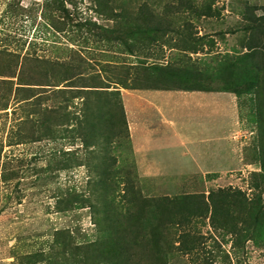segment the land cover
<instances>
[{
	"label": "trees",
	"instance_id": "1",
	"mask_svg": "<svg viewBox=\"0 0 264 264\" xmlns=\"http://www.w3.org/2000/svg\"><path fill=\"white\" fill-rule=\"evenodd\" d=\"M53 1L55 10L68 17L66 0ZM93 2L94 11L106 22L111 21L105 26L92 24L99 29L93 33L97 40L136 59L134 64L108 69L121 74L120 77L114 73L113 78L94 75L85 79L73 53L68 55L69 59L35 58L33 66L27 65L18 71V62H15L11 73H0L3 77H16L15 94L31 93L22 100L36 96L34 92L43 89L41 91L56 90L54 96L62 92L68 104L73 98L81 101L80 113L73 114L75 122L72 123L66 104L57 103L55 108L38 104L36 108L34 101L37 98L28 100L32 105L28 115L32 113L36 119H22L26 120V128L28 125L30 135L27 133L26 136L29 142L41 137L54 138L64 124H69L70 127H64V130H68L72 138H77L87 153L83 159H65L72 164L65 163L61 167L85 165L89 171L84 190H67L58 198L62 208L70 205L90 209L94 238L85 236L76 243L75 264H241L239 256L245 242L257 244L264 241V202L261 198L264 142L256 153L260 170L251 174V188L258 191L252 197L245 192L222 190L210 191L206 195L204 192H190L144 196L134 180L136 177L133 178L127 168L118 169L107 146L116 139L129 140L130 137L118 87L220 91L230 92L237 98L249 94L253 120L263 136L264 5L246 3L242 9L241 17L245 21L242 28L246 33L241 42L244 50H235L233 55L226 53L220 59L212 58L208 63L203 60L194 62L188 56L190 52L202 51L197 42L202 36L192 35V21L186 14L213 16L215 11L210 3L195 0H178L176 3L174 0ZM52 24L58 30L64 28V21H52ZM80 26L87 28L88 25ZM158 49L176 51V54L172 60L163 63L155 56ZM200 62L203 65H199ZM212 84H218V89H212ZM257 97L261 101L258 102ZM198 217L208 218L214 228L227 237L232 252L225 250L215 237L205 238L200 233L193 223ZM205 239L210 240V246H204Z\"/></svg>",
	"mask_w": 264,
	"mask_h": 264
},
{
	"label": "rangeland",
	"instance_id": "2",
	"mask_svg": "<svg viewBox=\"0 0 264 264\" xmlns=\"http://www.w3.org/2000/svg\"><path fill=\"white\" fill-rule=\"evenodd\" d=\"M177 1L174 0L175 3ZM195 1L210 3L215 13L213 16L186 14L192 21V35L202 36L197 41L202 51L190 52V59L210 63L212 58L220 59L226 53L233 55L235 50L242 52V37L246 36L242 28L245 22L241 17L242 9L246 3L262 6L264 0ZM64 3L68 17L55 10L53 0H0V73H11L15 62H18V71L19 68H27V65L33 66L35 58L69 59L70 53L75 55L76 62L81 65L85 79L94 75L113 78L116 76L114 73H119L108 71L109 68L136 62L133 55L120 53L119 48L100 43L94 36V30L98 28L93 23L105 26L111 21L106 22L103 16L94 11L93 0H66ZM52 21H64L63 30L53 26ZM84 23H87V28L80 26ZM156 51L155 56L163 63L172 60L176 54V51L168 49ZM199 65L203 64L200 62ZM16 82V77L0 76V264H75L73 254L76 243L84 240L85 236L94 238L90 209L70 205L62 208L58 198L67 190H84L89 171L85 165L69 166L67 169L61 167L65 163L72 164L65 159H83L87 153L78 139L72 138L71 133L64 130V127H70L69 124H64L54 138L41 137L29 142L26 136L29 134L28 125L26 128V120L22 119H36L35 115H28V112H31L32 107L29 101L37 98L34 101L36 108L38 104L54 108L57 103L66 104L71 118L69 122L72 123L75 122L73 114L80 113L81 101L73 98L68 104L64 101L65 94L58 92V96H54L56 90L53 89H40L34 92L36 96L22 100V97L31 93L15 94ZM59 87L64 88L63 85ZM211 87L218 89V84H212ZM118 89L120 97L130 90ZM212 92H205L203 94L209 96L201 97L202 105L207 110L201 112L200 118L194 108L198 109V104L201 108L203 106L200 102L191 104L190 101L188 113L191 114H187V117L192 118L191 124L184 122V116L177 128L188 141L184 148L189 151V155L180 156L182 148L179 146H167L165 149L164 135L171 136V133L161 129L149 136L153 142L148 147L151 163L146 171L134 158L129 127V140L116 139L107 146L109 154L116 159L118 169L127 168L133 178L136 177L134 180L144 196L190 192H204L206 195L210 191L222 190L245 192L252 197L258 192L251 188V174L260 170L256 153L263 145L264 135L261 136L258 124L253 120L251 95L235 98L233 113L228 101V95L232 94ZM214 95L216 98L212 97ZM175 101L176 109L188 103L179 102L178 99ZM257 101L261 100L257 97ZM253 102L256 107V101ZM93 150L97 148L93 147ZM176 156L181 159L169 163ZM180 166L183 170H176ZM197 167L222 170L204 174L197 171ZM165 171L170 175L175 171L190 173L182 178L146 176L161 175ZM261 198L264 202V187L261 188ZM193 220L205 238L215 237L225 250L232 252L230 241L214 228L208 218ZM205 240L204 246H210V240ZM239 259L241 264H264V241L257 244L245 242Z\"/></svg>",
	"mask_w": 264,
	"mask_h": 264
},
{
	"label": "crops",
	"instance_id": "3",
	"mask_svg": "<svg viewBox=\"0 0 264 264\" xmlns=\"http://www.w3.org/2000/svg\"><path fill=\"white\" fill-rule=\"evenodd\" d=\"M205 92L207 91L133 89V90H128L127 94H123L122 98H123L124 104L123 103L122 104H123V109H124V112L127 118L128 127L130 128V131H131V138H132L131 143H132L134 158L136 162L140 164V166H142L143 169H145V171L150 168V163H151L150 160L148 159V154L150 153V151L148 150V147H149V144L153 141L149 140V136L151 133L154 134L155 133L154 131L157 129H161L167 133L168 132L171 133V136H169L168 134L164 135L163 141L166 142L165 149L168 148L167 146L174 147L175 145V146H179L180 148H182L180 150L181 151L180 156L189 155V151L184 148L187 145L188 141L184 139L183 134L180 131H178L179 125L181 122H183L184 116H186V119L184 120V122L191 124L192 118L189 119L187 117V114H191V112L188 113L189 111L188 109H190L188 108L189 102L191 101L190 102L191 104H193L192 102H200V104L202 105V101H201L202 95L209 96V94H203ZM207 93H213V92H207ZM226 93L228 92H223V94H226ZM232 95H228L229 96L228 101L231 107H232V104L235 107L234 100L237 97L235 95L234 96ZM198 97H200V99H198ZM212 97L216 98L215 95ZM175 99L180 100L179 102L185 101L188 103L185 107H180L179 109H176L177 101H175ZM157 101H159L160 103ZM196 107L198 109L194 108V110L196 114L198 112L197 114L198 117L200 116L202 111L207 110L206 107L204 106L203 108H201L199 104L196 105ZM231 109L233 111V107ZM157 134L158 133H156L155 135ZM160 142H159V148L161 145ZM167 143L168 145H166ZM165 153L168 154L170 152H165ZM179 159H181V157L176 156V158L173 159L174 161L172 160L169 163L177 162L179 161ZM180 169L183 170L181 166L178 167V169L176 170H180ZM198 170H200L204 174H210L212 172L218 173L222 169L211 170V168L204 169V168L197 167V171ZM148 173L151 174L150 172ZM173 173L174 174L170 175L167 171H165V173L161 175L152 174V175H146V176L160 177V179L164 177L172 178V177H178V176L182 178L184 176H187L186 173H190V172L188 171L176 172L175 171Z\"/></svg>",
	"mask_w": 264,
	"mask_h": 264
}]
</instances>
